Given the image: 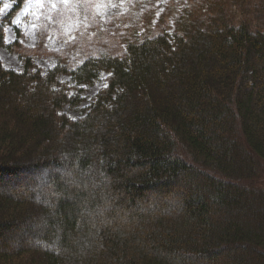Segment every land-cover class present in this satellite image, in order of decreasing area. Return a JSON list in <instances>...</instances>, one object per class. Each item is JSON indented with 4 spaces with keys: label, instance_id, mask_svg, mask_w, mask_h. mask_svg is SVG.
Wrapping results in <instances>:
<instances>
[{
    "label": "trees",
    "instance_id": "trees-1",
    "mask_svg": "<svg viewBox=\"0 0 264 264\" xmlns=\"http://www.w3.org/2000/svg\"><path fill=\"white\" fill-rule=\"evenodd\" d=\"M7 1L0 47L26 0ZM167 26L74 67L0 61V264H264V0H194ZM101 71L85 113L60 112L80 101L61 77Z\"/></svg>",
    "mask_w": 264,
    "mask_h": 264
},
{
    "label": "rangeland",
    "instance_id": "rangeland-1",
    "mask_svg": "<svg viewBox=\"0 0 264 264\" xmlns=\"http://www.w3.org/2000/svg\"><path fill=\"white\" fill-rule=\"evenodd\" d=\"M193 1L26 0L11 23L4 25V42L10 47H0V61L4 67L20 71L24 64L22 53H31L41 71L53 67L61 57H66L70 67H74L81 62L88 43L113 42L117 33L127 26L141 33L161 27L167 21V30L172 32L180 10ZM0 2L1 23L13 3ZM167 8L172 13L164 19ZM108 76L109 72L101 71L92 82L79 84L63 75L61 78L67 81L70 95L78 96L80 101L77 105H63L60 112L71 118L82 116L95 94L106 85Z\"/></svg>",
    "mask_w": 264,
    "mask_h": 264
},
{
    "label": "snow or ice",
    "instance_id": "snow-or-ice-1",
    "mask_svg": "<svg viewBox=\"0 0 264 264\" xmlns=\"http://www.w3.org/2000/svg\"><path fill=\"white\" fill-rule=\"evenodd\" d=\"M5 7H7V5H5ZM109 75H111V73H109Z\"/></svg>",
    "mask_w": 264,
    "mask_h": 264
}]
</instances>
